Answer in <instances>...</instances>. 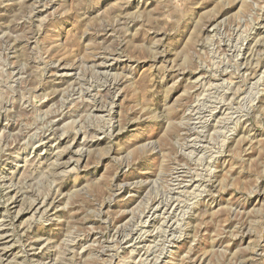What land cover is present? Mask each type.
<instances>
[{"label": "rangeland", "instance_id": "obj_1", "mask_svg": "<svg viewBox=\"0 0 264 264\" xmlns=\"http://www.w3.org/2000/svg\"><path fill=\"white\" fill-rule=\"evenodd\" d=\"M0 264H264V0H0Z\"/></svg>", "mask_w": 264, "mask_h": 264}]
</instances>
